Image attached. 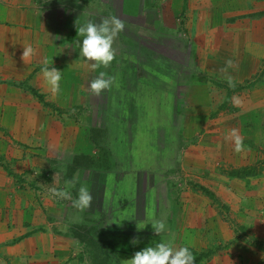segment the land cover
I'll use <instances>...</instances> for the list:
<instances>
[{
    "label": "rangeland",
    "instance_id": "1",
    "mask_svg": "<svg viewBox=\"0 0 264 264\" xmlns=\"http://www.w3.org/2000/svg\"><path fill=\"white\" fill-rule=\"evenodd\" d=\"M13 1L18 9H12L11 15L8 11L5 13L4 8H0V217L2 219L0 233L3 235L0 236V264L26 263V257H23L20 251H2V248L18 242L19 231L23 228V218L33 219V225L36 227L39 225L37 221H41L40 217L43 219L47 217L50 220L51 216L47 208L52 206L55 200L65 204L72 203L71 199L53 198L49 188H65L66 185L61 184L63 179L74 181L73 187L76 192L81 185H89L88 180H92L94 187L99 183L98 179L89 177L85 170L95 172L101 164L102 168H106L107 162L111 163L112 155L93 157L91 150L82 151L81 154H86L85 156H74L76 148L71 159L65 153L60 157V152L56 150L58 146L54 143L62 138L64 131L68 130L66 127L74 121L76 129L80 128L79 133L83 134V137L90 134V138L96 141L98 146L100 145L98 137L101 134L99 122L103 98L102 104L93 113L97 115L94 123L98 122V125L90 129L87 134L84 126L78 124L80 121L82 124L86 122L84 115L86 105L81 104L80 110L76 102L87 104L94 98L85 96L82 99L79 95H74L76 84L82 82V78L71 79L67 75L69 72L85 71L84 63L87 61L80 55L77 43L82 39L77 33L79 26L90 21L92 15L99 17L100 22L103 18L116 17L124 24L123 30L114 39L112 45L114 59L119 50L120 61L116 62L115 59L109 66L96 69L87 62V74L106 72L111 65L115 68L119 66L130 73L133 69L123 68L121 62L130 56L131 50L135 51L136 57L139 58L137 61L147 62L146 48H138V40L152 41L155 36L160 42L170 39L164 33L154 34L155 32L151 30L152 11L141 17L129 15L146 3L145 0ZM197 1L201 6H206L200 8L204 9L197 16L199 20L205 18L203 22L214 24L222 18V23L240 24L242 28L241 23L244 21L241 20L246 19L252 26L264 25L262 19L264 0H182L184 16L180 20L177 33L179 36L173 41L176 47H184L189 43L187 53L182 54L177 51L178 49L169 53L165 44L155 47L159 53L163 52L161 49H165L174 57L173 71L189 72L190 78L187 82L190 83L195 82L196 79L197 82H201L200 78L191 73L195 71L194 67L198 68L199 65L194 64V43L190 38L192 33H187L185 28V25L192 24L196 18L192 10L197 6ZM27 4L29 8L26 9H34V11L29 10L23 15L26 11L23 7ZM116 9L122 14L115 15ZM93 22L95 23L94 20ZM226 31L230 38L237 42L241 41L245 54L242 53L231 66L237 69V72L233 73L237 77L232 79L234 77L232 75L218 73L223 63L217 62L218 68H216L214 64L211 66V61H207L209 66H214L215 74H219L220 77L215 78L216 75H213L211 79L209 75L204 74V82L207 85H197L188 90L189 97L193 98L195 104L193 106H196L192 116L203 117L204 124L208 126L200 129L203 133L196 136V141L191 146L187 164L189 171L184 173L187 174L186 184L190 189L202 192L206 206L209 205L208 208L218 218L215 220L213 217L210 222L211 226L217 228L209 226L200 230L198 237L201 244L196 248L201 255L218 253V264H264V50H260L259 40H254L252 35L254 33H250L249 30L234 28L228 31L227 28ZM213 32L207 34L214 40ZM251 38L253 42H250L249 46L251 44L252 48H245L244 43ZM27 46L34 49V54L30 59H22L23 48ZM163 53L165 54V51ZM181 57L182 66L178 62ZM159 60L161 59L154 62L157 71ZM45 61L49 66L52 64L62 71L58 93H53L44 81L41 68ZM251 61L253 71H250L248 66ZM197 68L196 70L199 69ZM186 72L183 75H186ZM222 72L226 71L222 70ZM229 79L231 86L228 83ZM130 82V80L126 81L128 84ZM181 93L182 91L178 90L179 96ZM120 97L118 92L113 95V105L110 106L108 113L109 120L137 122L144 124L145 127L151 123L152 127L154 125L158 127L157 133L154 134L156 138L168 136L166 112L140 113L137 110L124 112L123 106L117 110L116 100L121 99ZM178 121L179 117L176 116L171 123L179 125ZM24 126L26 133L23 132ZM233 130L242 137L243 147L239 152L235 151L231 136ZM110 138L107 136L106 140ZM158 146L162 148L160 150L162 156L168 157L172 154L171 144L165 142ZM167 148L170 151H167ZM107 150H110L108 145ZM144 151L147 149H140V152ZM153 156L151 153V158ZM198 158L202 159V165L197 163ZM147 163V160H143L137 166L143 168ZM129 164L133 162L130 160ZM60 170L61 173L65 171V174L59 175ZM78 170L84 171L82 173L84 175L80 172L75 174ZM69 190L71 192V189ZM47 224L46 221L45 226ZM10 230L13 234L9 233ZM4 232L12 238H6ZM79 234L83 235V233ZM81 237L86 242L87 239L94 238L91 234ZM157 242L152 241L151 244ZM87 243L88 249L93 250L94 243L92 242L93 245H90V241ZM230 246L234 251L225 252L231 251ZM142 248L144 242L140 245V249ZM62 252L70 256L69 251ZM234 252L238 256L233 257ZM55 253L58 254V251ZM82 253L88 254L86 256L92 264H121L123 260L130 258L123 255L127 251H118V257L115 251H83ZM226 253L230 258L226 257ZM53 254L52 252L51 255H46L44 259L46 264H57L54 263L57 257ZM226 258L230 259L229 263ZM198 260H202L201 257Z\"/></svg>",
    "mask_w": 264,
    "mask_h": 264
},
{
    "label": "crops",
    "instance_id": "2",
    "mask_svg": "<svg viewBox=\"0 0 264 264\" xmlns=\"http://www.w3.org/2000/svg\"><path fill=\"white\" fill-rule=\"evenodd\" d=\"M145 1L147 2L137 7L129 15L141 17L152 11L153 24L151 30L153 33L155 32L154 34L157 32L164 33L170 38L160 42L158 37L155 36L152 41H137L138 48H146V63L137 61L139 58L136 57L135 51L131 50L130 56L123 60L121 64L123 68L131 67L133 71L127 73L119 66L115 68L111 65V68L105 73L106 77L111 76L114 78L113 84L99 95H93L89 88L90 82L98 76V73L89 72L87 74V62L84 63L85 71L79 70L78 72L67 73L71 79L82 78V82L76 84L74 95H79L82 99L85 96L94 98L87 104L76 102L80 110L81 104L86 105L84 109L86 122L82 124L80 121L78 124L84 126V131L87 134L90 129L98 125V122L94 123L97 115L93 113L103 103L99 122L101 134L98 138L100 145L98 146L97 142L90 138V134L83 137V134L79 133L80 128L76 129V122L71 121L70 125L66 127L69 131H64L62 138L54 142L58 146L56 150L60 152V157L65 153L69 159L77 155L85 156L86 154H81V152L91 150L93 157L112 155L110 156L111 163L107 162L106 168H102L101 164L95 172H86L85 170L89 177H95L99 181L94 187V184L91 183L92 180H88L89 185H86L92 195L89 208L81 211L74 208L72 203L65 204L55 200L52 206L47 208L48 214L51 216L50 220L47 217L45 219L40 217L41 221H37L39 225L35 227L33 219L23 218V228L19 231L18 242L15 245L2 248V251H20L21 255L26 257L25 264H46L44 259L47 254L51 255L52 252L57 257L54 261L57 264H92L86 256L87 253L83 254V251H115L117 257L119 255L117 254L118 251H127L123 255L131 257L135 252L141 250L140 245L143 242L145 247L150 245L152 241L160 242L161 240H169L176 249L181 246L188 247L194 256V264H218V253L201 255V252L196 248L201 244L198 237L200 230L202 231L206 227L209 228L213 217L215 220L218 218L208 208L209 205L206 206L202 192L190 189L186 184L187 178L185 176L187 174L184 173L189 171L187 164L190 159L191 146L195 143L196 136L203 133L200 129L206 128L207 125L204 124L203 117L192 116L196 106H193L195 104L193 98L189 97L188 90L201 84L206 86L204 74L209 75L211 79L213 75H216L215 78H219L220 75L215 74L216 69L214 66L211 67L213 64L216 65L217 62L224 64L218 70V73L232 75L234 76L232 79H235L237 75L235 76L233 73L237 72V69H233L231 66L236 63V59L242 53L244 54V50L241 47L240 40L237 42L225 33L227 28L228 31L234 28L244 31L249 30L250 33H254L252 34L254 40H259L260 50H264V25L252 26L246 19L241 20L244 21L241 23L243 24L242 28L239 26L240 24L226 25L222 23V18L214 24L203 22L205 18L199 20L197 16L204 9L200 8L205 5L201 6L197 1V6L193 7L192 10L196 18L192 21V24L185 25V28L187 33H192L190 38L194 43V64L199 65V69L194 67L195 71L191 73L200 78L201 82H197L198 79H196L195 82L190 83L187 82L190 78L189 72L183 70L173 71L174 61L172 60L174 57L169 54L176 49L182 54L187 53L186 49L189 43H186L184 47H176L173 41L175 37L179 36L177 33L180 20L184 16L182 0ZM27 6L28 4L23 9L29 8ZM0 8H4L5 13L8 11V14L11 15L12 9H18V6L14 5L13 0H0ZM198 8L200 10H197ZM29 10L34 11V9H26L23 15ZM121 14L119 10H115V15ZM227 14L232 13L227 12ZM98 18L92 15L90 21L93 22L94 20L95 23H100ZM212 31H214V40L210 39L207 34V32ZM250 42H253V38L246 40L244 43V45L246 44L245 48H252L251 44L249 46ZM162 44H165V48L168 47L169 53L161 48V51H165V54L157 51L155 46H161ZM115 59L116 62L120 61L119 50L115 55ZM158 59L161 60L157 63L159 69L157 71L154 62ZM207 61L212 62L211 66L207 64ZM178 62L182 66V57L178 59ZM248 66L251 69L250 71H253L252 61L249 62ZM216 68H218V65H216ZM183 69H186V67H183ZM222 70L226 72H222ZM185 72L186 75H183ZM127 80L131 82L128 84L126 83ZM178 90L182 91L181 96L178 95ZM116 92L121 95V99L117 98L116 100L117 107L115 109L117 110H120L123 106L124 112L127 110L129 112L137 110L140 113L147 111L166 112V123L169 127L168 136L156 138L154 134L157 133L158 127L155 125L152 127L151 123H148V126L145 127L144 124L137 122L109 120L108 113L110 112V106L113 105V95ZM90 103L91 105H88ZM191 107H194V109ZM25 109H27V106H25ZM127 115L132 116L131 114ZM176 116L179 117V125L171 123ZM25 129L24 126L23 132L26 133ZM107 136L111 137L110 140H106ZM165 142L172 145L171 151L167 148V151L172 153L168 157L160 154L162 148L158 146ZM107 145L110 150H107ZM142 148H146L147 151L140 152ZM73 153H75L74 156ZM151 153L154 155L152 158ZM130 160L133 164H129ZM143 160H147L148 163L143 168H139L137 165ZM203 160L205 161L204 158ZM197 163L202 165V159L198 158ZM61 172L62 170H60L59 175L65 174V171ZM79 172L82 174L84 171L78 170L75 171V174ZM66 181L63 179L61 184L66 185ZM70 189L73 198H75L76 190L73 186ZM66 208L68 210H65ZM25 210H27L26 207ZM26 215L28 216V213ZM152 219H163L169 231L156 235L150 224H146L142 230H137V223H149ZM46 221L48 226H45ZM11 231L9 233L13 234ZM77 231L83 233V235H93V239H87L90 241V245H93L92 242L94 243L93 250L88 249V241L81 239L83 235ZM4 234L7 236L6 238H12L7 232H4ZM172 234H174V239H172ZM0 236L3 235L0 233ZM134 237L138 239L135 244L130 242ZM229 249L231 251L225 252L234 251L232 246ZM56 251H58V254L55 253ZM62 251H69L70 256L68 255V257ZM232 256H238V254L234 252ZM200 257L202 260H198ZM226 257L230 258L229 254ZM228 258L226 260L229 263L230 259Z\"/></svg>",
    "mask_w": 264,
    "mask_h": 264
},
{
    "label": "clouds",
    "instance_id": "3",
    "mask_svg": "<svg viewBox=\"0 0 264 264\" xmlns=\"http://www.w3.org/2000/svg\"><path fill=\"white\" fill-rule=\"evenodd\" d=\"M123 28V22L116 17L103 19L99 24L87 21L79 26L77 33L82 37V39L77 42L80 48V55L85 58L87 62H91L90 66L93 69L107 67L114 60L113 41ZM33 54L34 49L31 46H27L23 48L21 58L30 59ZM41 72L50 90L53 93H58L60 91L62 71L52 66V64L49 66L48 62L45 61L41 68ZM113 81V77H106V73L100 71L98 76L90 82L89 88L92 93L99 95L103 90L112 86ZM228 83L231 86L230 79ZM231 136L234 140L235 151H241L243 147L242 137L237 135L235 130L232 131ZM73 185L74 181H66L65 188H49V192L53 198L71 199L73 207L78 210L83 211L89 208L92 195L88 187L81 185L77 191L76 197L72 198L69 189ZM146 224L151 225L156 235L169 231L163 219H152L149 223H137V230L144 229ZM172 239H174V234H172ZM130 242L135 244L138 242V239L134 237ZM121 264H194V256L191 250L186 246H181L176 249L169 240H161L154 245L150 244L145 246L141 250L135 252L130 258L123 260Z\"/></svg>",
    "mask_w": 264,
    "mask_h": 264
}]
</instances>
